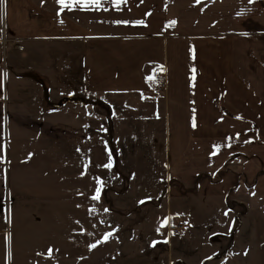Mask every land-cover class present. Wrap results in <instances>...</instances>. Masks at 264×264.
<instances>
[{"label":"rangeland","instance_id":"rangeland-1","mask_svg":"<svg viewBox=\"0 0 264 264\" xmlns=\"http://www.w3.org/2000/svg\"><path fill=\"white\" fill-rule=\"evenodd\" d=\"M8 33L0 42V264H264V31L251 33L262 45L260 74L212 111L203 102L223 92H170L164 69L167 84L153 92H46L42 77L18 74V64L46 66ZM189 66L169 74L173 86L189 88ZM194 111L196 153L183 139ZM221 177L219 192L212 185ZM179 221L183 230L171 231Z\"/></svg>","mask_w":264,"mask_h":264},{"label":"crops","instance_id":"crops-1","mask_svg":"<svg viewBox=\"0 0 264 264\" xmlns=\"http://www.w3.org/2000/svg\"><path fill=\"white\" fill-rule=\"evenodd\" d=\"M5 31L21 42L20 48L29 43L36 66H46L40 71L18 64V74L34 72L31 78L36 82L40 75L46 92H69V87L72 92L105 94L153 92V75L164 69L170 92H223L205 99L203 109L209 111L222 104L226 92H246V79L251 75L254 81V75L260 74L261 61L254 50L262 45L251 33L264 31V0H126L119 7L78 4L70 8H62L58 0H0V42ZM182 64L190 65L189 88L170 82L169 74ZM3 75L0 63V92ZM176 82H181L180 77ZM207 111L201 118L214 125ZM193 113L190 122L195 127L184 136L185 144L171 132L169 137L175 146L180 144L179 149L184 144L190 151L191 145L196 153L198 116L197 111ZM261 173L257 189L264 194ZM221 178L222 182L212 185L219 192L227 187Z\"/></svg>","mask_w":264,"mask_h":264},{"label":"snow or ice","instance_id":"snow-or-ice-1","mask_svg":"<svg viewBox=\"0 0 264 264\" xmlns=\"http://www.w3.org/2000/svg\"><path fill=\"white\" fill-rule=\"evenodd\" d=\"M101 2L102 0H58V3L62 6V8L65 7L70 8L73 5H78V4H84V5L93 4L99 6ZM125 2L126 0H115L117 7H119L120 4ZM123 23H128V22H123ZM193 72H195V69H193ZM194 78L195 77H193V79ZM193 126L195 127V122H193ZM107 167H111V164L107 165ZM98 198H99V192L97 193V196L93 197V199H98ZM93 247H95V245H93Z\"/></svg>","mask_w":264,"mask_h":264},{"label":"built area","instance_id":"built-area-1","mask_svg":"<svg viewBox=\"0 0 264 264\" xmlns=\"http://www.w3.org/2000/svg\"><path fill=\"white\" fill-rule=\"evenodd\" d=\"M153 80H154L155 86H157L159 89L165 87L167 84L165 74L163 73L162 70H158L154 73ZM185 223L186 222L184 221H179L177 223L170 224V230L178 233L183 230Z\"/></svg>","mask_w":264,"mask_h":264},{"label":"trees","instance_id":"trees-1","mask_svg":"<svg viewBox=\"0 0 264 264\" xmlns=\"http://www.w3.org/2000/svg\"><path fill=\"white\" fill-rule=\"evenodd\" d=\"M122 4H124V3H122ZM122 4H120V5H122ZM79 5H84V4H79ZM88 5H93V4H88ZM100 5H116V3H115V0H102ZM95 6H97V5H95Z\"/></svg>","mask_w":264,"mask_h":264}]
</instances>
